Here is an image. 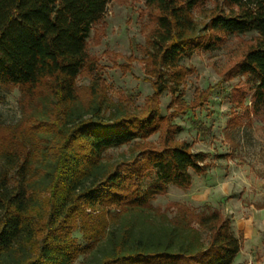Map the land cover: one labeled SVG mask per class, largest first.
Instances as JSON below:
<instances>
[{"label":"trees","instance_id":"obj_1","mask_svg":"<svg viewBox=\"0 0 264 264\" xmlns=\"http://www.w3.org/2000/svg\"><path fill=\"white\" fill-rule=\"evenodd\" d=\"M110 1L0 0V87L19 89L22 112L14 124L0 122V264H74L87 251L99 255L82 264H232L242 241L229 215L183 203L161 209L153 200L170 185L189 186L191 170L206 166L204 151L176 138L174 118L203 105L221 81L187 104L194 67L183 59L253 32L222 80L245 76L251 104L244 87L235 103L264 118V0H145L153 93L137 108L114 102L101 72L86 89L77 84L95 68L88 37ZM166 91L173 110L164 115L158 98ZM240 123L235 114L227 128ZM123 145L129 156L104 159ZM150 172L155 181L144 186Z\"/></svg>","mask_w":264,"mask_h":264},{"label":"rangeland","instance_id":"obj_2","mask_svg":"<svg viewBox=\"0 0 264 264\" xmlns=\"http://www.w3.org/2000/svg\"><path fill=\"white\" fill-rule=\"evenodd\" d=\"M152 24L145 0H111L103 19L92 26L88 37V53L95 60V68L86 69L78 76V86L86 89L101 72L114 102L130 108L143 106L153 93L151 80L145 73L143 51ZM253 34L231 35L219 48L199 50L182 60L183 64L194 67L184 84L187 104L193 102L200 91L221 81L203 105L174 118L182 127L176 138L190 142L194 151H204L206 166L202 172L191 170L189 186L170 185L153 200L161 209L183 203L196 212L218 209L229 215L232 230L242 241V248L232 264H264V118L259 113L243 115V108L235 103L236 90L244 87L248 91L246 103L251 104L252 83L245 76L222 80L227 75V67L240 54L243 41ZM19 98L17 87L10 90L0 87V122L19 121L22 115ZM158 100L162 114L173 110L170 92L166 91ZM235 114L239 115L241 123L231 130L227 125ZM196 121L209 127L210 133L200 132ZM150 139L157 141L158 134ZM129 146L110 148L104 153V159L129 156ZM154 181L155 174L150 172L142 183L148 186ZM171 211H168L170 216ZM194 225L199 228L198 224ZM74 235L80 244L86 243L81 230H75ZM202 235L207 239L208 230L202 229ZM95 253L83 252L74 264L90 263L99 255Z\"/></svg>","mask_w":264,"mask_h":264},{"label":"crops","instance_id":"obj_3","mask_svg":"<svg viewBox=\"0 0 264 264\" xmlns=\"http://www.w3.org/2000/svg\"><path fill=\"white\" fill-rule=\"evenodd\" d=\"M241 248H242V246H241ZM241 250V249H240ZM240 252V251H239Z\"/></svg>","mask_w":264,"mask_h":264}]
</instances>
